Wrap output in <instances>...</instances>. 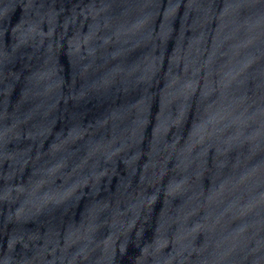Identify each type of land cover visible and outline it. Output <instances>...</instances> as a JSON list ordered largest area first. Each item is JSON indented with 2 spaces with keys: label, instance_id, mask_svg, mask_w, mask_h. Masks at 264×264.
I'll return each mask as SVG.
<instances>
[{
  "label": "water",
  "instance_id": "obj_1",
  "mask_svg": "<svg viewBox=\"0 0 264 264\" xmlns=\"http://www.w3.org/2000/svg\"><path fill=\"white\" fill-rule=\"evenodd\" d=\"M0 264H264V0H0Z\"/></svg>",
  "mask_w": 264,
  "mask_h": 264
}]
</instances>
